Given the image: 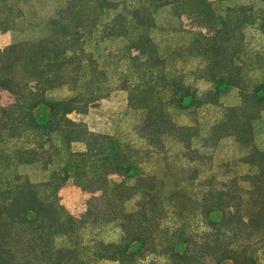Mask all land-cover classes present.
<instances>
[{
  "label": "trees",
  "instance_id": "trees-1",
  "mask_svg": "<svg viewBox=\"0 0 264 264\" xmlns=\"http://www.w3.org/2000/svg\"><path fill=\"white\" fill-rule=\"evenodd\" d=\"M216 1L62 0L48 16L28 18L24 0H0V30L27 19L37 30L0 46V90L13 95L0 103V264H157L146 263L156 252L165 264H264V150L254 140L264 111V45L248 37L251 29L264 37V8ZM167 6L179 20L197 19L192 39L176 52H190L213 87L200 90L183 69L170 68L154 36ZM105 40L114 45L102 64L87 46ZM110 59L130 106L142 111L145 148L71 117L104 96ZM231 87L238 101L225 105L221 95ZM61 88L69 94L54 96ZM206 105L222 108L209 131L173 115ZM225 137L245 149L236 161L246 172L218 177L203 167L214 157L204 141L214 147ZM169 144L182 158L174 175L144 166L147 156L163 161ZM71 177L93 193L80 215L61 202ZM109 223L119 239L101 235Z\"/></svg>",
  "mask_w": 264,
  "mask_h": 264
},
{
  "label": "rangeland",
  "instance_id": "rangeland-1",
  "mask_svg": "<svg viewBox=\"0 0 264 264\" xmlns=\"http://www.w3.org/2000/svg\"><path fill=\"white\" fill-rule=\"evenodd\" d=\"M61 2L62 0H24L23 7L28 18H31L32 15H39L42 17L48 16L54 8L61 5ZM240 3H254L256 9L264 8V0L216 1V4L221 7ZM112 13V10L107 9L105 14L106 18H109ZM157 22L158 28L154 31V36L160 44L162 51L167 55L170 68L178 70L183 69V72L186 73V80H188L189 83H195L200 90L213 87V83L206 81L201 76V72L197 68L198 61L196 62L193 56H189L191 55L190 52L185 51L181 54L176 52L178 47L187 45L192 39L193 32L196 29L197 19L179 20L174 9L167 6L159 10ZM36 33V26H34L30 19L25 21L21 20L16 30H0V46L5 47L16 40L31 37ZM248 37L254 47L261 43L264 45V37L256 30L251 29ZM113 45V41L109 40L91 41L88 43L87 47L93 51L97 59L103 64L109 49ZM119 45L123 44L119 43ZM108 64H110V76L105 81L103 90L104 96L94 102L86 113L74 112L71 114V117L85 121L90 129L112 135L115 139L125 144H130L136 148H145L148 145L147 141L141 136L137 129L138 124L143 120L142 111L130 106L128 91L121 89L116 82V76H113V73H115L113 61H111V59L108 60ZM52 93L54 96H66L69 94V91L67 88H61L54 90ZM12 101L13 95L10 91L5 89L0 90V103L2 105H8ZM237 101V89L234 87L228 88L221 95V102L225 105L233 104ZM221 110V106L206 105L200 108L198 112L174 109L173 115L175 119L181 123L194 124L198 122L205 127V131H209L208 128L220 117ZM254 140L257 146L264 150V111L262 112L261 118L254 124ZM204 142L208 144L209 147L204 148L203 151L207 154H212V152L214 154L213 161H211L210 157L205 161V166H203L205 169H210L212 171L216 170L220 173L218 177H225L228 173H232L231 170L235 171L237 169L241 172H246L248 170L247 166L240 163L238 164V161H236L240 155L245 152V149L240 143L235 141L233 137L223 138L218 142L217 146L214 147H210V145L213 144L212 139ZM170 145L171 144H169V146ZM73 148L80 150L83 149L84 146L82 143H75ZM147 157L143 160L144 166H152L159 171L167 168L170 174L173 173L172 175L175 174L182 161V158L177 154V148L175 146H170L168 150L164 149L163 155H160L163 161L157 162L155 158L149 159ZM183 161L186 162L187 160L183 158ZM226 162H230V164L228 165ZM30 172L37 176V172H35L34 169H31ZM167 181H172V183H174L175 177ZM204 183H209L208 179H206ZM92 195V192L83 190L74 177L69 178L60 190L61 202L75 215H80L85 211L87 202ZM129 207H133V201L129 203ZM191 222L194 221L192 220ZM101 235L107 241L117 240L120 236L119 227L115 223H109L103 227ZM178 235L179 234L174 238L170 237L169 239L171 242L176 240ZM162 238L163 241L168 240L166 235ZM148 262L165 264L168 263L169 260L165 254L156 252L147 256L146 263ZM106 264H108V262ZM223 264L238 263L236 260L230 259Z\"/></svg>",
  "mask_w": 264,
  "mask_h": 264
}]
</instances>
